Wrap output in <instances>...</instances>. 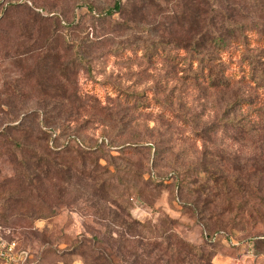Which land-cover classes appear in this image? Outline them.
Returning a JSON list of instances; mask_svg holds the SVG:
<instances>
[{
	"label": "rangeland",
	"instance_id": "obj_1",
	"mask_svg": "<svg viewBox=\"0 0 264 264\" xmlns=\"http://www.w3.org/2000/svg\"><path fill=\"white\" fill-rule=\"evenodd\" d=\"M45 1L42 14L56 18L54 42L34 52L27 12L4 17L9 3L36 1L0 0V129L11 117L22 128L6 130L11 137L45 149L49 130L60 149L50 180L32 163L21 176L12 159L23 155L0 134V225L18 248L16 261L0 264H150L139 257L154 247L140 246L162 242L155 231L165 226L196 245L211 234L216 264H264V247L254 244L264 237V119L246 126L255 116L240 107L253 93L214 88L191 76L188 61L149 60L140 50L146 40L220 33L227 17L251 23L259 16L251 0H122L124 12L110 21L84 4L98 13L115 0ZM76 43L87 64L62 77L58 67L74 62ZM79 142L100 148L101 166L87 158L83 170ZM91 171L108 185L94 186ZM210 173L228 181L230 194L177 186Z\"/></svg>",
	"mask_w": 264,
	"mask_h": 264
},
{
	"label": "trees",
	"instance_id": "obj_2",
	"mask_svg": "<svg viewBox=\"0 0 264 264\" xmlns=\"http://www.w3.org/2000/svg\"><path fill=\"white\" fill-rule=\"evenodd\" d=\"M35 1L36 3L32 4L31 7L27 5V2L9 3L5 10L6 12L4 18L12 12H19L22 9L25 10L29 15V18L34 21L33 24L36 25L27 33L29 36L37 37L36 40H31V43L27 45V49L29 50V48H31L34 52H39L44 48H47L50 41H53L49 38V35H55L56 18L55 14L51 17L52 19H49V15L42 14L46 13L45 9L47 6L44 3L46 2L45 0ZM84 6L90 9L91 14H95V16H98L99 19L103 21H110L114 15L124 12L122 0H115L112 7H108L98 13L95 12L96 8L91 4L85 2ZM251 8L258 11L259 15L258 18L251 23H245L240 20L227 17L226 24L220 33L210 35L203 33L198 37H194V39L179 42L169 40L166 37L146 40L143 41L144 44L140 50L145 53L146 57H149V60L167 58L172 62H181L183 65H185L186 61H188L191 76H193L195 80L214 88L232 89L235 87H248V91L253 93L251 96L252 99L246 102L242 101L240 103V107L247 112L251 110V116H255V119H253L252 122H247L246 126L253 122H257V124H259L260 120L262 121L264 119V5L261 4L259 0H251ZM206 13L207 12L204 14ZM212 16L213 15H211V17ZM49 20H52V22L49 23ZM1 21L2 20H0V22ZM182 21L184 22L183 18ZM50 24L54 27H51ZM49 27L52 30H50ZM44 34L47 36L48 40H46L44 45H42L41 38ZM74 47L76 55L74 62L70 65L61 64L58 67L59 75L62 77L69 78L73 73L77 74L78 67L87 64V61L81 52V50L84 49V45L81 43L78 45L76 43ZM21 48V45H17L15 54ZM50 48V52H53L52 47ZM131 48V45H129L126 51L133 52ZM257 49L260 51H257ZM138 52L140 51H135V53ZM178 58H180V60H178ZM195 64H197L196 68H194ZM48 65L49 64H47V66ZM46 69L49 71V68ZM52 70L55 71V66L52 67ZM47 71H45V76H47ZM11 88L12 87H10L9 90ZM12 90L13 92L19 94L17 87H13ZM73 94V96H77L76 89ZM12 101V99L11 101L8 100L7 108H9L11 113H14L17 107L16 105H12ZM15 121L16 120L10 117L6 121V125H8V127L5 128V130L0 129V134L3 136L7 135V142L15 149L16 152H18V154L23 155L19 158L18 155L14 154V159H12L14 160V164L21 167V176L23 173L26 176V170L28 171L29 165L32 163L34 164V168L38 172L39 177L50 180L51 174L53 172L55 173V152L60 150L58 148L56 149L54 146L55 138L57 137L56 133L49 130L43 132L46 134V138L45 136L43 137L44 140H49L48 145L51 143V146L49 145L48 148L46 147L45 149H37L36 147L26 145L23 139L13 138L7 133L9 130L22 131L21 127L15 125ZM45 124L48 125L47 122H45ZM251 127L255 128L254 126ZM66 144L69 146L71 143ZM49 147L51 149H49ZM77 147L78 157L81 160V166L83 165L82 167L86 165L88 160L87 158H91L93 167L100 165L101 160L104 159V157L100 156L98 153L101 151L100 148L91 149L84 146L81 142L78 143ZM27 152H29V160L27 159ZM85 169L86 166L83 170ZM204 173H206L207 177V171H204ZM93 174L94 173L91 171L89 178L98 189L102 190L105 185H108L104 181L97 183V178L95 177L96 175ZM194 176L195 174L187 175L186 179H192ZM201 176L202 175L200 174L197 176L199 177L198 179L191 182H187L186 180L183 182V180H181L180 183L178 180L176 182L177 186H184L183 188L191 191L195 195H209V193L216 190L213 195L214 198H217L224 190H226L227 194H230L231 188L228 185V181L223 179L222 176L213 173H210L208 178ZM188 183H191V187H188ZM221 188L223 190H221ZM235 188H237L238 191H241V187L239 185L236 184ZM260 195H263L259 197L261 201L260 204L263 206L264 194ZM155 234L158 236L156 238H160L162 242L156 243L148 240L149 242L141 244L140 247L148 243L143 247V249L150 248V246L154 247L150 251L147 250L144 257H139L141 261L148 260L150 264H216L214 259L217 256V253L213 251L212 240L214 237L211 236V234L207 235V242L205 245H196L187 242L184 238L175 233L173 229H170L167 226L159 228L155 231ZM136 236L139 237L140 235L137 233ZM254 244L258 247H264V237L256 239ZM156 251L162 252V255ZM140 260L138 261L139 263L141 262Z\"/></svg>",
	"mask_w": 264,
	"mask_h": 264
},
{
	"label": "built area",
	"instance_id": "obj_3",
	"mask_svg": "<svg viewBox=\"0 0 264 264\" xmlns=\"http://www.w3.org/2000/svg\"><path fill=\"white\" fill-rule=\"evenodd\" d=\"M18 253L17 243L14 241H10L6 237V230L0 225V260L6 262L16 261ZM23 255H26L23 253ZM22 259H26L25 256Z\"/></svg>",
	"mask_w": 264,
	"mask_h": 264
}]
</instances>
